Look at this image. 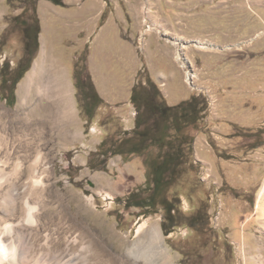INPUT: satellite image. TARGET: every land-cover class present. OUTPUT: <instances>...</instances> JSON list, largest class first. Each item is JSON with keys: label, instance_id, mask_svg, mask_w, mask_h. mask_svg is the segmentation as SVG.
<instances>
[{"label": "rangeland", "instance_id": "374dc122", "mask_svg": "<svg viewBox=\"0 0 264 264\" xmlns=\"http://www.w3.org/2000/svg\"><path fill=\"white\" fill-rule=\"evenodd\" d=\"M62 1L0 0V231L24 221L28 203L36 222L14 235L28 232L29 252L55 255L51 263L107 264L108 251L109 262L126 264L127 246L145 245L157 228L173 264H264L255 213L264 180V0ZM34 17L38 49L28 63L23 24ZM43 47L67 78L69 131L44 129L32 114L35 90L18 106L19 86ZM178 48L189 67L176 59ZM27 63L10 100L16 68ZM92 74L99 97L89 108L76 80L89 84ZM152 84L168 105L196 96L206 107L175 145L165 121L160 146L111 154L110 145L133 134L132 87L153 91ZM168 138L182 156L173 178L151 207L128 206L133 191V202H146L147 161ZM168 201L177 224L165 234Z\"/></svg>", "mask_w": 264, "mask_h": 264}, {"label": "bare ground", "instance_id": "6f19581e", "mask_svg": "<svg viewBox=\"0 0 264 264\" xmlns=\"http://www.w3.org/2000/svg\"><path fill=\"white\" fill-rule=\"evenodd\" d=\"M193 41L196 45L202 47L214 46V44H206L201 40ZM180 53V48H178L176 59L181 61V66L189 67L188 60ZM186 76L188 77L187 79L193 77V73L188 68H186ZM18 90V106L20 107L26 103L29 93L32 90L38 93L40 101L36 105V109L32 110V114L40 117L38 120L44 123V129L47 132L53 129L61 131L70 130V124L74 116V108L70 98L71 91L67 83V78L57 59L53 56H48L44 47ZM36 113H39V115H36ZM26 205L27 211L23 218L24 221L7 222L5 229L0 231V264H29L28 261L31 259L33 261V258L34 262L31 264H60L58 262L51 263L50 260H53L55 255L51 254L49 256L48 252H40L41 250L37 254L34 253L35 251L32 254V250L29 252L30 239L28 232L22 230L19 236L14 235L19 228L18 226L22 228V225H26V223L34 225L36 222L32 213L33 207L28 203ZM255 213L264 229V180L257 193ZM104 254L108 258L107 264H118L119 261L117 259L109 262V258L114 257L110 252L104 251ZM126 255L129 258L126 264H173L170 260V254L167 253V248L162 244L161 233L157 228H153V232L145 245L143 243L139 245L138 241H136L132 245L127 246ZM120 264L125 263L121 261Z\"/></svg>", "mask_w": 264, "mask_h": 264}, {"label": "trees", "instance_id": "16d2710c", "mask_svg": "<svg viewBox=\"0 0 264 264\" xmlns=\"http://www.w3.org/2000/svg\"><path fill=\"white\" fill-rule=\"evenodd\" d=\"M56 5H63L62 0H49ZM24 31L30 30V32L34 33V45H32V49H28V39L31 38L30 35L24 34V47H25V55L28 57V63H31L33 59V55L38 49V34H39V20L37 17L31 18L30 20H25ZM23 58H21L22 60ZM18 71V67L16 68V72L11 81V94L7 96L10 100L14 98V86L18 82V80L23 76L25 71L29 68V64ZM89 80V84L91 88L94 90L96 96L99 97L98 92L94 89V85L92 86V80L90 76L87 77ZM6 80H2L4 83ZM153 91L152 94L154 99L149 101L146 96V92H141L140 89L137 90V87L134 85L131 89L130 101L135 107L136 113L134 116L135 125L133 127V134L121 138L115 144L110 145L107 148L111 154H140L143 150L151 148L155 145H161L163 139V130L165 127L162 126V123L168 121L170 123V127L173 128L175 133L174 136V145L179 143L181 140L177 138H182L178 134L183 133V130L189 126L196 123L199 119V113L205 109L206 103L196 102V96H191L188 99L182 100L175 105H168L162 96L160 90L155 87V84H152ZM141 105L143 109H141ZM89 117H93V114L89 115ZM183 135V134H182ZM165 141V149L163 152L158 151L156 155L147 161L148 170H147V181H149V185L151 186V193L149 194L146 202H133L132 200L138 193L130 192L127 196L126 203L128 206H136L141 208L151 207L150 204L151 199L155 198V194L158 192L159 188L167 183H170V180L173 178L174 171L176 167L180 164V159L182 156L177 154L178 149L173 147V142L171 138H168ZM103 143V142H102ZM102 143L100 145H102ZM127 147V148H125ZM146 173V169H145ZM140 200L143 198H139ZM154 203V202H153ZM162 208L164 209V217L165 222H163L164 233L167 234L171 227L177 224L176 220V205L172 204L171 201L162 202Z\"/></svg>", "mask_w": 264, "mask_h": 264}, {"label": "flooded vegetation", "instance_id": "af4514ba", "mask_svg": "<svg viewBox=\"0 0 264 264\" xmlns=\"http://www.w3.org/2000/svg\"><path fill=\"white\" fill-rule=\"evenodd\" d=\"M32 32H30V30L28 31V34L30 35ZM31 38L28 39V46L30 45H34V35L33 33L30 35ZM78 83V88L80 89L82 95L85 96V105L89 108L94 107L97 103H96V95L94 93V90L91 88L90 84H86L84 82H82L81 79L76 80ZM146 92V96L147 99L149 101H152L154 99V96L152 94V92L150 90H145Z\"/></svg>", "mask_w": 264, "mask_h": 264}, {"label": "crops", "instance_id": "0c3cea01", "mask_svg": "<svg viewBox=\"0 0 264 264\" xmlns=\"http://www.w3.org/2000/svg\"><path fill=\"white\" fill-rule=\"evenodd\" d=\"M92 81H93V74H92Z\"/></svg>", "mask_w": 264, "mask_h": 264}]
</instances>
